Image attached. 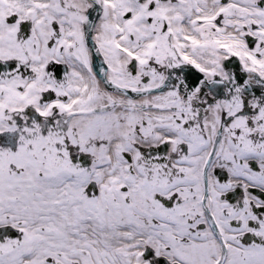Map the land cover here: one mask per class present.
<instances>
[{
    "label": "snow or ice",
    "instance_id": "obj_1",
    "mask_svg": "<svg viewBox=\"0 0 264 264\" xmlns=\"http://www.w3.org/2000/svg\"><path fill=\"white\" fill-rule=\"evenodd\" d=\"M0 264H264V0H0Z\"/></svg>",
    "mask_w": 264,
    "mask_h": 264
}]
</instances>
